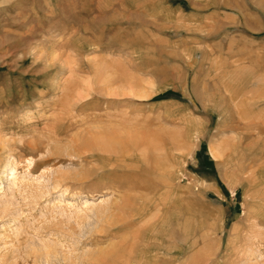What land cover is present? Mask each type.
I'll return each instance as SVG.
<instances>
[{
    "label": "rangeland",
    "instance_id": "obj_1",
    "mask_svg": "<svg viewBox=\"0 0 264 264\" xmlns=\"http://www.w3.org/2000/svg\"><path fill=\"white\" fill-rule=\"evenodd\" d=\"M109 131L112 152L89 148ZM10 169L0 264H103L120 244L124 264L132 243L264 264V0H0V183ZM122 170L149 187L107 178ZM126 196L142 218L104 232Z\"/></svg>",
    "mask_w": 264,
    "mask_h": 264
},
{
    "label": "bare ground",
    "instance_id": "obj_2",
    "mask_svg": "<svg viewBox=\"0 0 264 264\" xmlns=\"http://www.w3.org/2000/svg\"><path fill=\"white\" fill-rule=\"evenodd\" d=\"M99 3V2H98ZM86 103H82L81 105H80V107H84V105H85ZM58 128H55V129H53L54 131L55 130H57ZM57 132V131H56ZM114 132V131H113ZM112 132V133H113ZM112 133H110V131L109 132H106L105 134V138L106 139H104L103 140V138L102 137H100V138H102V140L101 141H99V142H96V144H94L93 146H91V144L89 145L90 147L89 148H92V149H96V150H102V151H106V152H112V150L111 149H109V147H110V144H111V136L109 137V135H112ZM162 133V132H161ZM140 134V133H139ZM152 134V133H151ZM150 134V135H151ZM102 135V134H101ZM149 135V134H148ZM107 136V137H106ZM93 137V136H92ZM131 137V136H130ZM137 137H139V136H137ZM153 137L156 139V140H159L160 141V144L161 143H163V146H164V140H165V133L163 134H159V133H155L154 132V134H153ZM153 137H151V138H153ZM117 138V137H116ZM141 138V136L139 137V139ZM149 138V137H148ZM97 139V138H96ZM155 139H153L154 140V142H155ZM151 140V139H150ZM113 141V140H112ZM115 141V140H114ZM167 143V142H166ZM71 144V143H70ZM83 146H85L87 143H81ZM114 144V143H113ZM112 144V145H113ZM159 144V143H158ZM128 145V144H127ZM152 145V144H151ZM155 145V144H154ZM130 150H132V151H138V149L140 148V147H142V146H146V141H144V143H138V142H136V141H132L131 142V144H130ZM147 146H148V144H147ZM150 146V145H149ZM156 146H158V145H156ZM162 146V145H161ZM165 147V146H164ZM163 147V148H164ZM111 148V147H110ZM152 148V147H151ZM156 148V147H155ZM160 148V147H159ZM141 149V148H140ZM139 149V150H140ZM157 149L158 148H156L155 150L157 151ZM111 150V151H110ZM142 150V149H141ZM144 150H146V147H145V149H143V151ZM160 150V149H159ZM165 150V149H164ZM216 150V149H215ZM214 149H209V154H210V156L213 158V159H216L217 158V151H215ZM118 151V150H117ZM127 151V150H126ZM147 151V150H146ZM150 151H151V149H150ZM166 151V150H165ZM142 152V151H141ZM105 153V152H104ZM117 153V152H116ZM121 153H122V151H121ZM126 153V152H125ZM129 153V152H128ZM144 153H145V151H144ZM147 153V152H146ZM118 154V153H117ZM137 154V153H136ZM98 155V154H97ZM119 155H120V153H119ZM139 155V154H138ZM137 155V156H138ZM147 155H148V153H147ZM116 157H119V156H116ZM122 158V157H121ZM103 159V158H102ZM109 159H112V158H109ZM124 159V158H123ZM131 159L133 160V159H136V160H138V162H144L145 163V160L147 159V158H145V156H143L142 154L140 155V157L139 158H135V155L134 154H130L129 156H128V159H126L127 161H125V159H124V161L125 162H127V163H129L130 165L132 164L131 163ZM152 159V158H151ZM104 160V159H103ZM113 160V159H112ZM106 161V160H105ZM148 161H149V157H148ZM109 162H111V161H109ZM116 162V161H115ZM147 162V161H146ZM155 162V161H154ZM114 163V162H113ZM118 163V162H117ZM128 164V165H129ZM112 165V164H111ZM120 165V164H119ZM109 166H110V163H109ZM113 166V165H112ZM117 166V165H116ZM133 166V165H132ZM111 167V166H110ZM134 167V166H133ZM117 168V167H116ZM120 168H121V166H120ZM128 168V167H127ZM132 168V167H131ZM137 168L138 169H140L141 170V172L142 171H145L146 170V166L145 165H137ZM109 171V170H108ZM107 171V172H108ZM101 173V172H100ZM8 176V177H7ZM6 176V179H5V182H4V184H3V182H1L0 183V190L1 189H3V185H5V184H7L9 187H8V189L10 188V186L12 187V186H14L15 185V180H16V173H15V170L14 169H10L9 170V172H8V175ZM108 177H110V178H112V179H114V180H116V179H118V181L119 180H121V181H124L125 182V184L127 183V185H129V188H133V189H145V188H148L149 187V184H148V182H146L145 180L143 181V179L142 178H131V177H129V175L127 174V171L125 170H122V172H111L110 174H108L107 175V178ZM136 177V176H135ZM137 179H139L140 181L138 182V183H136V180ZM113 180V181H114ZM117 182V181H116ZM120 182V181H119ZM136 183V184H135ZM152 190V189H151ZM155 190V189H154ZM144 191H146V190H144ZM154 193V192H153ZM153 195V194H152ZM136 198H134V197H132V196H126L124 199H122V203H121V205L118 207V210L119 211H124V210H128L129 212L128 213H130L129 214V218H130V221H127L126 223H123L125 220H126V218H123L122 216H120V215H118L117 214V216H116V218L114 219H112L111 220V222L110 223H108V228H104L103 229V231L105 232H109L110 230H111V228H114V226H116L117 224H120V227L121 228H129L130 226H133V224H134V222L136 221V220H139V219H141L142 218V216H143V214H144V212H145V210L148 208V203L146 202V200H144V201H141V202H139V204L136 206V205H134L135 204V200ZM150 199V198H149ZM148 199V200H149ZM150 200H152V199H150ZM163 200V199H162ZM159 201V200H158ZM137 202V201H136ZM117 203V202H116ZM115 203V204H116ZM153 203H154V201H153ZM152 203V204H153ZM163 204V203H162ZM159 205V204H158ZM177 205V204H176ZM152 206V205H151ZM172 206H173V204H172ZM115 207H117L116 205H115ZM156 208V207H155ZM116 209V208H115ZM153 209V208H152ZM167 209V208H166ZM147 211H149V210H147ZM146 211V212H147ZM151 215V214H150ZM112 217V216H111ZM148 217V216H147ZM145 220V219H144ZM156 221V220H155ZM136 224V223H135ZM143 224V223H142ZM147 224V223H146ZM145 224V225H146ZM140 226V225H139ZM143 226V225H142ZM144 227V226H143ZM140 228V227H139ZM142 229V228H141ZM114 230V229H113ZM139 230V229H138ZM150 231H151V228L150 227H148L147 229H145V230H143L142 232L141 231H139V232H141V234L140 233H138V238H139V240H143V241H146V242H148V235L150 234ZM140 234V235H139ZM135 236V235H134ZM177 237V236H176ZM130 248H131V250H132V252H133V254H134V256H132L133 258H127V261H125L126 263H124V264H136V262L134 261L135 259H137V260H141L142 262H144V264H165L164 263V261L162 260H160V259H158V258H155L154 259V256L151 258V255L149 254L150 253V250H151V247H150V245L147 243V244H144V243H140V244H135V243H132V244H130ZM111 247V246H110ZM127 247V246H126ZM126 247H123V246H121V244L120 245H113V247H111V248H113V249H111L110 251H108V252H105V251H103V249L101 250V251H99V256H100V258L99 259H102L101 261H102V263L103 264H118V259H119V257H121L123 254H124V252H125V248ZM177 249H178V247H177V245L175 246ZM108 248V247H107ZM119 248V249H118ZM139 248H141V253L138 251L139 250ZM153 249V248H152ZM130 251V250H129ZM158 251V250H157ZM131 254V253H130ZM125 255V254H124ZM127 257H129V255L127 256ZM107 259H110L109 261L107 260ZM120 260V259H119ZM176 261V260H175ZM135 262V263H134ZM169 264H177V263H174V261H172V262H170Z\"/></svg>",
    "mask_w": 264,
    "mask_h": 264
}]
</instances>
